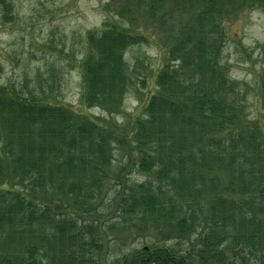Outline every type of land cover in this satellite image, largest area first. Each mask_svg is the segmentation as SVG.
Masks as SVG:
<instances>
[{
	"label": "trees",
	"instance_id": "1",
	"mask_svg": "<svg viewBox=\"0 0 264 264\" xmlns=\"http://www.w3.org/2000/svg\"><path fill=\"white\" fill-rule=\"evenodd\" d=\"M106 7L118 19L86 32L81 106L53 101L54 67L0 81V264H98L108 229L135 226L150 242L115 263L264 264V67L262 117L250 118L245 86L221 58L226 23L264 0ZM153 30L165 62L154 91L118 123L135 73L124 52ZM123 152L144 179L127 181L129 162L114 168Z\"/></svg>",
	"mask_w": 264,
	"mask_h": 264
},
{
	"label": "rangeland",
	"instance_id": "2",
	"mask_svg": "<svg viewBox=\"0 0 264 264\" xmlns=\"http://www.w3.org/2000/svg\"><path fill=\"white\" fill-rule=\"evenodd\" d=\"M110 0H3L0 2V81L19 83L24 77H33L46 67H54L53 101L62 105L81 106V76L79 59L86 46L88 30H99L114 17L106 4ZM112 7V6H111ZM10 11L3 18V11ZM6 13V12H5ZM185 18V15L180 16ZM162 24L166 30L168 23ZM152 28V26H151ZM226 41L221 53L222 63L228 68L229 77L242 82L246 114L250 118L262 117L258 102L257 81L264 67V9L248 10L237 20L226 23ZM153 29V28H152ZM153 30L147 39L129 46L124 58L130 67L133 85L126 95L116 121L124 123L129 114L136 113L147 94L154 91L153 72L165 62L162 35ZM144 81V82H142ZM74 106V107H75ZM98 112L91 109L88 113ZM133 155L116 154L114 168L130 163L127 181L132 183L144 179L131 165ZM113 184L109 185L106 197L100 203L106 204L114 195ZM106 212L113 215L117 209L109 206ZM104 213L103 209H100ZM109 214V215H110ZM104 215V214H103ZM102 215V216H103ZM110 216H104L109 218ZM107 221V220H105ZM108 220L105 226L108 225ZM103 237L98 264H118L125 255L150 242V234L141 237L136 226L115 231L108 229Z\"/></svg>",
	"mask_w": 264,
	"mask_h": 264
}]
</instances>
